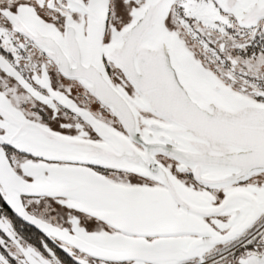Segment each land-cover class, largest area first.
Masks as SVG:
<instances>
[{
    "label": "snow or ice",
    "instance_id": "obj_1",
    "mask_svg": "<svg viewBox=\"0 0 264 264\" xmlns=\"http://www.w3.org/2000/svg\"><path fill=\"white\" fill-rule=\"evenodd\" d=\"M0 264H264V0H0Z\"/></svg>",
    "mask_w": 264,
    "mask_h": 264
}]
</instances>
